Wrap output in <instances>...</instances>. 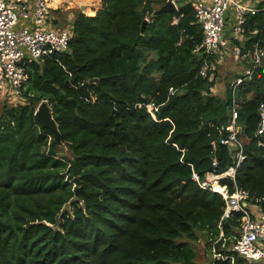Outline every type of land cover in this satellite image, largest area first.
Returning <instances> with one entry per match:
<instances>
[{
	"label": "trees",
	"instance_id": "trees-1",
	"mask_svg": "<svg viewBox=\"0 0 264 264\" xmlns=\"http://www.w3.org/2000/svg\"><path fill=\"white\" fill-rule=\"evenodd\" d=\"M181 1L153 16L167 0H101L68 28V50L28 64L22 97L0 112V264H198L201 232L210 264L250 262L234 250L242 213L222 218V194L199 183L237 163L221 143L232 93L229 84L225 96L214 92L219 71L198 76L204 33ZM248 20L259 29L247 34L251 47L264 39V11ZM238 98L245 158L221 182L264 211V67ZM43 100L62 144L35 115Z\"/></svg>",
	"mask_w": 264,
	"mask_h": 264
},
{
	"label": "built area",
	"instance_id": "built-area-1",
	"mask_svg": "<svg viewBox=\"0 0 264 264\" xmlns=\"http://www.w3.org/2000/svg\"><path fill=\"white\" fill-rule=\"evenodd\" d=\"M179 10L181 0H173ZM257 0H190L196 11L198 23L201 24L204 38L195 51L203 54L198 76L213 79L219 67L227 59L245 63L244 73L235 77L230 83L232 100L231 121L222 126L229 132L221 138V143L235 149L237 163L221 174L208 173L200 181L203 188H209L222 194L225 209L222 218L230 217L235 212L242 213L239 236L234 250L251 262L264 264V211L247 190L236 188L231 193L229 187L221 180L227 176L235 178L237 166L245 158L244 142L239 136L242 125L239 123L241 107L240 91L255 72L264 67V39L248 47L247 34L259 33V29L250 30L248 15L264 11V5ZM264 4V3H263ZM51 0H0V96L8 99L22 97L27 85L28 64L43 63L56 53L69 49L72 34L70 29L50 27ZM151 21L150 16L147 17ZM264 30V29H263ZM171 91L175 89L171 88ZM143 104H140L142 106ZM148 111L155 117L158 106L146 103ZM261 122L257 135L264 136V103L260 105ZM264 147V139L260 140ZM214 148L216 144L213 143ZM218 162L215 160L214 165ZM199 181V176L194 174ZM218 182L220 190L214 184ZM217 259L229 258L214 250ZM234 260L233 257H231Z\"/></svg>",
	"mask_w": 264,
	"mask_h": 264
},
{
	"label": "rangeland",
	"instance_id": "rangeland-1",
	"mask_svg": "<svg viewBox=\"0 0 264 264\" xmlns=\"http://www.w3.org/2000/svg\"><path fill=\"white\" fill-rule=\"evenodd\" d=\"M244 67H245V63H243L242 61L235 59H227L225 63H223L219 67L218 70L219 78L217 79V82L213 88L214 92H216L221 96H225L227 84L230 85V83L233 82L236 76L244 73L245 70ZM8 100H14V99H8ZM6 102H8L7 98H3L2 100H0V112ZM222 235L223 234H221V236ZM193 245L197 251V263L210 264L212 260V252L207 245V236L202 232L199 233V238L198 240L193 242ZM246 263L249 264L251 263V261Z\"/></svg>",
	"mask_w": 264,
	"mask_h": 264
},
{
	"label": "crops",
	"instance_id": "crops-1",
	"mask_svg": "<svg viewBox=\"0 0 264 264\" xmlns=\"http://www.w3.org/2000/svg\"><path fill=\"white\" fill-rule=\"evenodd\" d=\"M209 1V0H206ZM263 0H257L261 2ZM101 0H51V18L49 26L56 29L69 28L80 12L94 15L100 8ZM264 2H261V6Z\"/></svg>",
	"mask_w": 264,
	"mask_h": 264
},
{
	"label": "water",
	"instance_id": "water-1",
	"mask_svg": "<svg viewBox=\"0 0 264 264\" xmlns=\"http://www.w3.org/2000/svg\"><path fill=\"white\" fill-rule=\"evenodd\" d=\"M177 10V6L174 3L173 0H167V2L161 6L160 8L156 9L153 12V16H158L162 13H168V12H173ZM148 18H145L142 24V33L145 32L147 25H148ZM97 78L91 79L90 82H95L97 81ZM35 115L37 119L47 128L51 129L52 131L55 132L57 141L59 144L61 143V138H60V130L58 128V124L54 119V116L52 114V109L51 106L48 104L46 100H43L40 102L38 107L36 108ZM236 253H238L235 250Z\"/></svg>",
	"mask_w": 264,
	"mask_h": 264
},
{
	"label": "bare ground",
	"instance_id": "bare-ground-1",
	"mask_svg": "<svg viewBox=\"0 0 264 264\" xmlns=\"http://www.w3.org/2000/svg\"><path fill=\"white\" fill-rule=\"evenodd\" d=\"M214 186H215L216 189L220 190V185H219L218 182H216V183L214 184Z\"/></svg>",
	"mask_w": 264,
	"mask_h": 264
}]
</instances>
